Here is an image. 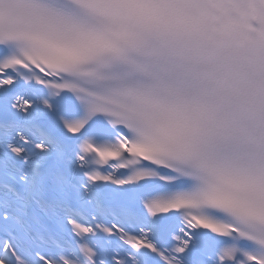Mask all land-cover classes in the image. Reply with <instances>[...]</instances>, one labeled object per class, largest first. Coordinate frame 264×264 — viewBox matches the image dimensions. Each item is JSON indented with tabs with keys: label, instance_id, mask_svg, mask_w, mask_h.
<instances>
[{
	"label": "snow or ice",
	"instance_id": "snow-or-ice-1",
	"mask_svg": "<svg viewBox=\"0 0 264 264\" xmlns=\"http://www.w3.org/2000/svg\"><path fill=\"white\" fill-rule=\"evenodd\" d=\"M0 264H264V0H0Z\"/></svg>",
	"mask_w": 264,
	"mask_h": 264
}]
</instances>
